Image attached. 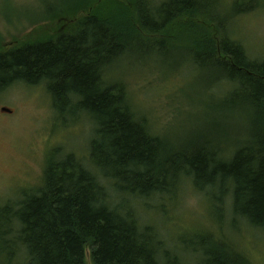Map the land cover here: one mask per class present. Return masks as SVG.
<instances>
[{"label":"trees","instance_id":"obj_1","mask_svg":"<svg viewBox=\"0 0 264 264\" xmlns=\"http://www.w3.org/2000/svg\"><path fill=\"white\" fill-rule=\"evenodd\" d=\"M247 1L235 0L232 12L256 11L259 4L247 6ZM66 2L49 5L46 13L68 14L75 8L71 4L95 10L75 33L0 53V93L15 83L43 84L52 113L90 123L89 164L74 153L51 151L41 186L0 205L1 264H86L87 251L91 264H182L154 228L138 223L129 203L167 196L184 181L206 196L209 214L216 208L220 215L230 200L231 223L241 221L264 233V59L249 58L225 35L217 1ZM200 22L216 26V35L204 36ZM174 27L176 38H183L180 45L165 38ZM189 41L191 62L220 72L229 87L224 107L243 114L249 125L250 138L229 157L207 140L168 150L137 118L123 86L105 82L106 71L126 54L151 47L164 57L171 46L187 48ZM101 179L111 195L121 197V208L111 207ZM201 240L190 245L200 264H247L215 236Z\"/></svg>","mask_w":264,"mask_h":264},{"label":"rangeland","instance_id":"obj_2","mask_svg":"<svg viewBox=\"0 0 264 264\" xmlns=\"http://www.w3.org/2000/svg\"><path fill=\"white\" fill-rule=\"evenodd\" d=\"M216 1L219 4L216 13L225 17L220 24V27L224 25L225 35L240 44L249 58L264 59V1L245 2L247 6H259L244 15L232 12L235 0ZM66 3L70 2L0 0V53L61 32L75 33L84 16L95 10V6L82 8L71 4L75 8L68 14L46 13L49 5ZM200 24L205 28L204 36L216 35V26ZM176 34L174 27L164 35L180 45L183 38H176ZM144 51L148 52L122 56L106 71L105 82L123 86L137 118L145 122L168 150H182L196 140H207L211 141V147L219 148L224 157H229L247 142L250 130L245 116L226 109L222 103L229 90L221 80L223 76L220 72H209L207 67L199 69L191 62L190 41L187 48L171 46L164 57L151 47ZM90 138L92 127L87 120L81 121L72 114L52 113L51 99L43 84L15 83L6 88L0 93V205L41 186L51 151L74 153L88 166ZM101 182L109 185L103 179ZM111 190L108 186L111 207L119 209L123 200L117 194L111 195ZM229 201L220 215L216 214V208L209 214L206 196L184 181L167 196L131 201L129 210L140 225L157 231L163 244L182 264H200L190 245H197L207 236H215L232 247L247 264H264V233L241 221L231 223ZM88 254L87 251L86 264H91Z\"/></svg>","mask_w":264,"mask_h":264},{"label":"water","instance_id":"obj_3","mask_svg":"<svg viewBox=\"0 0 264 264\" xmlns=\"http://www.w3.org/2000/svg\"><path fill=\"white\" fill-rule=\"evenodd\" d=\"M2 111H5V112L9 113V111H8V110H6V109H2Z\"/></svg>","mask_w":264,"mask_h":264}]
</instances>
